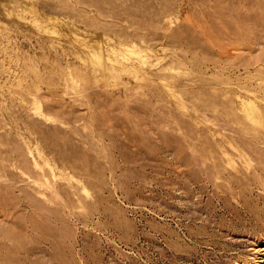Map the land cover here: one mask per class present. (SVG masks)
I'll use <instances>...</instances> for the list:
<instances>
[{"label":"rangeland","instance_id":"obj_1","mask_svg":"<svg viewBox=\"0 0 264 264\" xmlns=\"http://www.w3.org/2000/svg\"><path fill=\"white\" fill-rule=\"evenodd\" d=\"M0 264H264V0H0Z\"/></svg>","mask_w":264,"mask_h":264},{"label":"bare ground","instance_id":"obj_2","mask_svg":"<svg viewBox=\"0 0 264 264\" xmlns=\"http://www.w3.org/2000/svg\"><path fill=\"white\" fill-rule=\"evenodd\" d=\"M96 58V57H95Z\"/></svg>","mask_w":264,"mask_h":264}]
</instances>
